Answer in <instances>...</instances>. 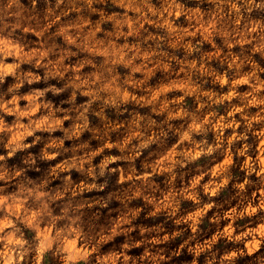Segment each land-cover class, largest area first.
Returning a JSON list of instances; mask_svg holds the SVG:
<instances>
[{
	"label": "clouds",
	"instance_id": "obj_1",
	"mask_svg": "<svg viewBox=\"0 0 264 264\" xmlns=\"http://www.w3.org/2000/svg\"><path fill=\"white\" fill-rule=\"evenodd\" d=\"M0 264H264V0H0Z\"/></svg>",
	"mask_w": 264,
	"mask_h": 264
}]
</instances>
